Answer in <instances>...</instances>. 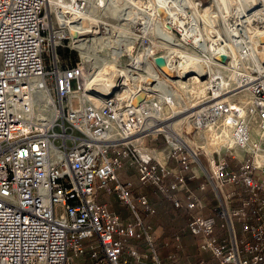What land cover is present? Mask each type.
<instances>
[{
  "label": "built area",
  "instance_id": "obj_1",
  "mask_svg": "<svg viewBox=\"0 0 264 264\" xmlns=\"http://www.w3.org/2000/svg\"><path fill=\"white\" fill-rule=\"evenodd\" d=\"M46 4L0 0V264H72L93 238L99 248H93L91 264H131V258L141 264H176L161 258L144 218L156 208L146 194H134L131 180L122 178L126 165L137 169L143 185L188 211V229L198 238L199 249L214 258L198 264H264L261 80L242 73L243 82L257 78L247 107L225 97L191 116L198 129L220 122L230 126L242 152L224 146L207 157L206 167L198 151L147 128L149 119H160L164 106L172 108L170 90H152L150 97H140L146 90H139L133 97L108 98L89 91L83 60L63 58L60 44L53 45L67 41L71 48L75 36L58 17L54 22L51 13L50 26ZM131 67L137 71L136 65ZM253 117L263 136L256 145L251 144ZM159 134L171 146L165 161L156 155L158 147L146 141ZM230 157L238 160L240 170L232 168ZM173 159L176 164L170 163ZM195 166L206 177L197 189L188 181L197 175ZM102 187L129 208L130 218L98 201ZM205 209L210 213L198 212ZM139 239L147 250L135 245ZM175 244L181 246L179 237Z\"/></svg>",
  "mask_w": 264,
  "mask_h": 264
},
{
  "label": "rangeland",
  "instance_id": "obj_2",
  "mask_svg": "<svg viewBox=\"0 0 264 264\" xmlns=\"http://www.w3.org/2000/svg\"><path fill=\"white\" fill-rule=\"evenodd\" d=\"M88 1L89 2H87L84 7V10L86 9L84 11L86 14L84 22L86 25L91 26L92 21L90 19L92 18L94 22H96V26L100 28V35L103 36L104 40L102 42H95L89 46L86 50V56L81 54L74 46L71 48L68 47L67 41H53V45L57 43L60 44L57 46V49L63 58L70 57L73 61L83 60L85 66L93 72L100 69V67L105 64L104 62L113 61L118 63L122 69H126L127 67L131 68L133 59L136 56L142 55L147 46H150V51L155 55L167 53L173 46L174 48H179L192 54L197 58V62L202 66V69L208 70V73H210V69H212V71L216 70L208 61V59L212 58V51L210 48V50L208 49V46L216 44L217 41L224 43L226 38L231 42L230 36L225 29L226 24L238 20V12L245 6H252L254 2V0H250V2L249 0H192L197 2L196 5H193L190 0ZM65 4L71 6L72 9L73 5L70 0H53V2L47 6V11L51 13L54 22H56L57 19L56 13L60 15V11L63 10V5ZM259 7H262V4H260ZM224 9L228 10L226 15L223 13ZM247 26L249 25L247 24ZM247 26L239 24L237 30L240 35L239 38L244 39L240 43L247 49L244 54L251 56V48L246 46L245 39H249V34L252 33V30ZM253 36H255V34H253ZM51 43L47 45L49 49L52 47ZM69 44L72 45L71 43ZM235 53L237 54L236 51ZM258 55L264 64V50H259ZM148 58L152 61L151 56ZM155 67L158 69L156 65ZM174 72L177 74L176 70ZM220 72L221 74L218 73V75H222L227 81L224 88L226 91H222L224 94L220 97H228L232 93L238 91V89H235L237 86L236 81H238V76L241 73H250L252 76L258 77V80L264 79L256 61L253 59H245L241 64L238 63L228 68L222 67ZM229 73H231V77H228ZM160 75L161 77L164 76L162 73H160ZM190 76H194V74H190L189 77ZM163 78L166 77L164 76ZM206 79L207 76L204 75L200 79L191 78L189 82L184 85L171 83L172 88L176 92L174 94L175 98L171 102L177 104L179 109L182 110L181 112L185 111V113L203 107L207 104L205 100L208 94H211V90L208 89L207 92ZM74 84L73 82V85ZM126 86L129 87L131 84L129 83ZM152 93L155 94L154 92ZM150 96L152 95L150 94ZM232 97L247 107L252 100L253 94L249 89L238 92ZM73 104L74 106L78 105V100L76 98L73 99ZM190 105H194V107L189 110L186 109ZM164 112L166 113L164 116H169L172 114L173 108L164 106ZM251 126L253 127V140L260 143L262 132H260L261 127L256 117L251 119ZM175 127L176 132L189 142L191 147L195 149L196 152L198 151L200 156L204 159L209 156L212 158V154L215 153L216 155V152L220 151L224 146L234 148L231 138V129L226 127L222 122L218 123L215 127L207 128L202 131H198L199 129L191 125V123H181L177 124ZM152 139L158 143L159 140L162 141L163 139L166 142L164 134H159L157 136L149 135L146 137V141ZM56 143L59 144L58 141ZM234 150L236 152L238 151V149L235 148ZM133 179L139 181L137 176ZM100 190L101 200L124 214V216H130L127 206L115 193H108L103 187ZM172 213V211H164L159 213L154 220L158 235L157 244L163 256L166 255L167 252L173 253V251L169 250V247L174 245L172 239L168 236L175 232L185 233L183 229H181V231L175 226V218ZM218 221L222 222V219L218 218ZM167 240L170 241L169 245L165 244ZM183 241L181 246H179L180 255L182 256L179 264L188 263V257L191 255L188 253L189 249L187 250L188 247Z\"/></svg>",
  "mask_w": 264,
  "mask_h": 264
},
{
  "label": "bare ground",
  "instance_id": "obj_3",
  "mask_svg": "<svg viewBox=\"0 0 264 264\" xmlns=\"http://www.w3.org/2000/svg\"><path fill=\"white\" fill-rule=\"evenodd\" d=\"M70 1L73 5L72 9L71 6H68L66 4L63 5L64 8L63 10L60 11V15H58L57 13V17L62 22L64 27L71 30L72 33L74 31L77 32V36L75 37L73 46L77 50H79L81 54L86 56V50L88 49V47L95 42L96 43L102 42L104 38L103 36L100 35V28L96 26L97 24L96 22H94L92 18L90 19L92 21L91 26L86 25V23L84 22V20L86 19L84 18L86 15L84 12L86 9L84 10V7L86 6V3L89 1L88 0H70ZM52 2L53 0H47L46 5L49 6ZM190 2L193 5L197 4V2H194L192 0H190ZM260 4H262V7H259ZM227 11H228L227 9H224L223 11L224 15L228 13ZM48 16H49V24L51 26L52 20L50 18L51 17L50 12H48ZM237 17L238 20H235L232 23L226 22L228 26L227 24L225 26L227 34H229L232 43L229 42L228 41L229 39L226 38L224 43H222L221 41L219 42L217 41L216 44L208 46V49L210 48L212 51L211 53L212 58L208 59V61L216 69L214 71L210 69V73H208V70L202 69V66L197 62L198 61L197 58H195L192 54L187 53L185 50L174 48L173 46L170 48V50L167 53L160 54L164 56L166 62L162 68L157 67L159 69L158 70L156 69L154 64V58L158 55L152 53L150 51L151 49L149 48L150 46L146 45L147 47H145L143 54L136 56L132 61L133 63L131 65H136L137 71H132L133 67H131L132 69L129 67H127L126 69H122L120 65L118 63H115L114 61L104 62L105 64L101 66L100 69H98L97 71L93 72L90 71L89 69L86 70L88 87L103 92L105 96L109 94L112 95L124 94L130 97L136 96L137 91L139 90H146L145 95L141 94L140 97H145L147 94H148L147 96L150 97V91L155 89L167 88L172 92V95L174 96L176 92L172 88L171 83H179L181 85H184L188 83L191 78L200 79L201 77L206 75L207 79L205 81L207 82V86H206L207 92L208 89L210 88H212L214 91V93H212L211 95L208 94V97L205 100V103L207 102L206 105L196 110H192L190 112L185 113V111L181 112L182 110L179 109L177 104L171 102L173 108L172 114H170L169 116H164L166 113L163 112L162 113L163 116H161L159 120L149 119L146 123L149 131L156 132L158 130H162L163 133L169 138L170 143L185 145L192 152H196L191 147L189 142H187L178 132H176L175 126L181 123L183 124L190 123L191 116H193V114L207 108L216 100L225 98V96L220 97L224 94V92L222 91H226L224 90V88H225V84L227 83L226 79L222 75L221 76L218 75V73L221 74L220 70L222 69V67L228 68L231 65H236L238 63L241 64V62H243L245 59H253L254 61H256L257 66L260 69V72H262V75L264 76V64L262 63L258 55L259 50H264V0H254L252 6L249 7L245 6L243 9H241L238 12ZM239 24H244V26H247L248 24L249 26L247 27H250V29L252 30V33L249 34V39H245L246 44L251 48V56L244 54L242 51L243 46L240 42L243 41L244 39L239 38L240 35L237 30V26ZM253 34H255V36H253ZM235 51L237 52V54L235 53ZM149 56L152 57V61L148 58ZM175 70L177 74H175L174 72ZM160 73H162L166 78H163L164 76L161 77ZM190 74H194V76L189 77ZM240 75H242V73ZM240 75L238 76L237 86L235 88L238 89V91L232 93L228 97H232L236 93L245 90L250 89V91H252L254 81L257 78H251L248 80V82H243L242 81L243 75L242 76ZM228 77H231V73L228 74ZM261 82L264 84V79H261ZM129 83L131 84V86L127 87L126 85H128ZM192 107H194V105L193 106L190 105L186 109L189 110L192 109ZM215 126H217V124L215 125L211 124L210 126H207L205 128H200L198 131H202L204 129ZM226 127H229L231 129L232 143L234 145V148L238 149L237 151L238 154H241V150L235 145L234 139L232 137V128L227 125ZM252 129L253 127L251 126V144L252 145L260 144L263 139L262 133L260 137L261 142L257 143L256 141L253 140ZM260 132L262 131L260 130ZM170 148H171L170 145H166L164 147L158 148L157 150H155L156 155L162 161H165Z\"/></svg>",
  "mask_w": 264,
  "mask_h": 264
},
{
  "label": "crops",
  "instance_id": "obj_4",
  "mask_svg": "<svg viewBox=\"0 0 264 264\" xmlns=\"http://www.w3.org/2000/svg\"><path fill=\"white\" fill-rule=\"evenodd\" d=\"M209 158H211V156H209ZM202 160H203L205 166L208 167V158H206V159L202 158ZM230 162H231L232 168L234 170H240L241 165L238 162V160L230 157ZM170 163L171 164H176V161L173 159V160L170 161ZM194 171L197 173V175L195 177H193V178H189L188 181H189V184H190V186L192 188L197 189L198 186H199V184L201 182L206 181V177L204 175V171H202V169L200 167L195 166L194 167ZM121 176H122V178L129 179V180H131L133 182V187H134L133 188V192H134L135 195H138L140 193H144V194L147 195V197L149 198V200L151 201V203L158 209V215H159V213H162L164 211H172V212H175L176 213L177 210L178 211L181 210V209L173 208L174 206H173L172 202L169 201L163 193L155 190L152 187H148V186L143 185L140 182V180H139L138 171H137V169L135 167H130L129 165H126L123 168V170L121 171ZM135 176L138 177V180L139 181L133 179V178H135ZM209 195H210V197L212 199H214V197H213L212 194H209ZM112 209L115 210V211H117L124 219H128V218L131 217V213H130V216H124V214H122L121 212H119L115 208H112ZM128 210H129V208H128ZM182 211H183V209H182ZM184 211L188 215V211L187 210H184ZM129 212H130V210H129ZM198 212H204V213L208 214V213H210V210L209 209H205L203 211H200L199 210ZM155 217H157V215L151 217V220L154 221L155 220ZM186 229L188 230V225H186V227H185L184 230H186ZM240 234H242V231H240ZM168 237H170L171 239H175V240L177 239V237H179L180 243H181V241H183L182 240V237H181V234H179V232H175L173 234H170V236H168ZM85 246H86L85 253L82 256L77 257L73 261V264H91V263H93L94 259H93L92 255H91L92 254V250H93V248H99V242H98V240L96 238L88 239V240L85 241ZM142 250H146V249H142ZM159 253H160V251H159ZM131 261L133 262V264H138V262L136 263V261H134L133 259ZM149 261H148L147 264H153L151 261L149 263Z\"/></svg>",
  "mask_w": 264,
  "mask_h": 264
},
{
  "label": "trees",
  "instance_id": "obj_5",
  "mask_svg": "<svg viewBox=\"0 0 264 264\" xmlns=\"http://www.w3.org/2000/svg\"><path fill=\"white\" fill-rule=\"evenodd\" d=\"M165 144H166V142H165L164 139L162 141L159 140V143L156 142L154 139L147 140V145L152 146V147H162ZM100 193H101V190H99L98 201L101 202V203H106L103 200H101ZM173 208H175V207H173ZM184 210H186V209H183V211H182V209L180 211L177 210L176 213L175 212L172 213V214H174L175 223H176V224L175 223L174 224L180 230L181 229L184 230L186 225H187V214H186V212ZM156 215H158V209L157 208H156V212L153 215L149 216V215L144 214V218H145L146 222H148L150 224L151 232L154 235L155 241L157 243V241H158L157 228H156V225L154 224V221L151 220V217L156 216ZM184 231H185V233H179V234H181V237L184 239L183 242L187 245V247H188L187 250L189 249L188 253L191 254L188 257L189 261L186 264H198L201 260H206V261H209V262L214 261V258L211 256V254L209 252L201 251L199 249V247H198V238L194 234H192L189 229L188 230L186 229ZM174 240L175 239H172V243H173L174 246L169 247L170 248L169 250L173 251V253L172 252L171 253L167 252L166 255H164V256L161 253L160 254H161V257L163 258V260L165 262H168V263L174 262L176 264H179L181 259H182V256L180 255V248H179V246L175 245V241ZM133 242L135 243V245L140 250H142V249H146L147 250V248H148L146 242L144 241V239L135 240ZM181 243H182V241H181ZM157 249L158 250L160 249L158 244H157ZM132 259L133 258H131V260ZM133 260L135 261V259H133ZM131 264H133L132 261H131Z\"/></svg>",
  "mask_w": 264,
  "mask_h": 264
},
{
  "label": "water",
  "instance_id": "obj_6",
  "mask_svg": "<svg viewBox=\"0 0 264 264\" xmlns=\"http://www.w3.org/2000/svg\"><path fill=\"white\" fill-rule=\"evenodd\" d=\"M73 35L76 37L77 36V32L76 31H74L73 32ZM224 56V55H223ZM154 62H155V64L157 65V67H159V68H162L163 67V65L165 64V62H166V60H165V58H164V56H162V55H158V56H156L155 58H154ZM91 93H93V94H97V95H99V96H103V97H110L112 94H109V95H106L105 96V94L103 93V92H100V91H98V90H96V89H93V88H90V90H89ZM140 97H138V99H139Z\"/></svg>",
  "mask_w": 264,
  "mask_h": 264
}]
</instances>
